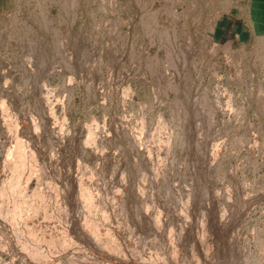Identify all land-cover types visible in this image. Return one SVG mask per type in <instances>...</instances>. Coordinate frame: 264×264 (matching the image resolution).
<instances>
[{"label": "rangeland", "instance_id": "obj_1", "mask_svg": "<svg viewBox=\"0 0 264 264\" xmlns=\"http://www.w3.org/2000/svg\"><path fill=\"white\" fill-rule=\"evenodd\" d=\"M234 1L0 0V264H206L218 250L212 210L247 264H264V6ZM187 121L215 169L202 211L189 167L171 171ZM46 130L59 143L44 157ZM126 138L139 147L133 182L101 172L108 158L123 163ZM58 167L78 181L81 227L110 255L73 233ZM167 177L164 204L156 190ZM130 186L159 227L144 239L111 214Z\"/></svg>", "mask_w": 264, "mask_h": 264}, {"label": "bare ground", "instance_id": "obj_2", "mask_svg": "<svg viewBox=\"0 0 264 264\" xmlns=\"http://www.w3.org/2000/svg\"><path fill=\"white\" fill-rule=\"evenodd\" d=\"M45 55V54H44ZM78 58V57H77ZM83 58V57H82ZM42 61V60H41ZM38 62V61H37ZM40 62V61H39ZM37 64V63H36ZM76 64V63H75ZM38 65V64H37ZM80 65V64H79ZM151 65V64H150ZM40 66V65H39ZM41 67H42V65H41ZM41 67H39V68H41ZM41 71V70H40ZM41 73H42V71H41ZM186 103V102H185ZM182 104V103H181ZM184 104V103H183ZM201 104H202V102H201ZM204 104V103H203ZM203 106V105H202ZM202 106H200V104H199V108H201ZM204 107V106H203ZM202 107V108H203ZM199 108H197V109H199ZM40 110V109H39ZM190 110V109H189ZM192 110V109H191ZM44 110H42V112H43ZM194 111V110H193ZM199 111H200V109H199ZM189 112V111H188ZM187 111L185 112L186 113V116H188L189 115V113H188ZM187 113H188V115H187ZM193 115L194 114H196V113H192ZM198 114H200V113H198ZM203 114V113H202ZM209 114H212V113H210L209 112ZM198 116V115H197ZM195 117H196V115H195ZM188 121H189V119H187ZM193 120V119H192ZM195 120V119H194ZM193 120V121H194ZM188 121H187V123H188ZM206 122H208V121H206ZM189 125L187 126V128H185L186 130H184L186 133L185 134H183L182 135V132L180 133L181 135H178V137L176 138L177 140L175 141V148H173V150H174V152L172 153L171 152V154H174L173 155V158H172V169H171V171H173L174 170V168L176 167H181L182 165L183 166H185L187 169H188V167H189V174H188V178H187V175H185L186 173H182V175H184V177H186L188 180H189V178H190V181L192 180L193 182H194V194H195V210H198V211H202V209H203V206H204V204H205V202H206V200L208 199V196H209V193H210V188H211V186H212V184H213V180H214V171H212V170H209V168H208V166H210V169H213L212 167H211V165L209 164L210 162H212L213 160L211 159V161H208L207 159H206V153L207 152H205V145L203 144V143H201L200 144V142L198 143L197 142V137H196V127H194L195 126V124H193L192 122L190 123H188ZM37 127V126H36ZM46 128V127H45ZM48 128V127H47ZM46 128V129H47ZM47 130H49V129H47ZM47 130H46V132H44V135L42 136V147L44 148L43 149V151H40V152H42V155H44V157H46L47 156V153H48V148H50V147H52V146H54L55 147V145H58V143H59V141L57 140L58 138L56 137H54L53 136V134L54 135H57V134H55L53 131H51V130H49L50 132H53V134H51L49 131L47 132ZM33 131V130H32ZM42 134H43V132H41ZM35 134V133H34ZM38 134H39V132H38ZM35 135H37V133L35 134ZM35 135H34V138H35ZM41 135V134H40ZM40 135H38L37 137H39ZM58 136V135H57ZM32 137H33V135H32ZM41 137V136H40ZM71 137V136H70ZM33 138V139H34ZM32 139V140H33ZM75 139V138H74ZM127 139V138H126ZM130 139H131V135H130ZM132 139H134V137H132ZM131 139V140H132ZM39 140V139H38ZM59 140H62L61 138H59ZM64 140V139H63ZM65 141V140H64ZM69 141V140H68ZM79 141V140H78ZM133 142L134 141H136V139L135 140H132ZM33 142H35V140L33 141ZM40 142V141H39ZM71 142V141H70ZM77 142V141H76ZM136 142H138V141H136ZM36 143V142H35ZM62 143H63V141H62ZM68 143V142H67ZM78 143H80V145L83 143V141H82V143H81V141L80 142H78ZM87 143V142H86ZM64 144V143H63ZM85 144V143H84ZM137 144V143H136ZM136 144H134V143H132L130 140H128L127 139V141L125 142V144H124V146L122 147V145H121V149L123 150V153H121L122 154V157H123V163H121V165H120V163H118V165H120V166H117L116 164H115V166H114V164L112 165V167H111V160L108 158V159H106L105 160V165L103 164V166H102V170H101V172L103 173V175L105 176H107V174H114V175H117V174H121V173H126L127 175H128V177H124V178H129V179H127V180H131V182H133L132 180L134 179V178H136L137 177V175H138V172H139V170H140V167L139 166H137V164H136V160H135V162L133 163L132 162V157H133V153H134V151L136 152V150H135V145ZM37 145V144H36ZM40 145V144H39ZM64 145H66V144H64ZM83 145V144H82ZM174 145V144H173ZM59 146H60V144H59ZM59 146H57V147H59ZM78 147V149H79V145H77ZM137 147L136 148H139L138 147V144L136 145ZM61 147H62V145H61ZM65 147V149L68 151V150H70L71 151V149H74V147H75V143L74 142H71V143H69V144H67L66 146H64ZM63 147V148H64ZM38 148V147H37ZM41 148V147H40ZM115 148V147H114ZM117 148H119V146L117 147ZM119 148V149H120ZM171 148V147H170ZM48 149V150H47ZM78 149H74V150H78ZM47 150V151H46ZM63 150V149H62ZM83 149H82V147H80V151H82ZM116 150V149H115ZM171 150V149H170ZM64 151V150H63ZM79 151V152H80ZM120 151V150H119ZM121 152V151H120ZM135 154V153H134ZM48 155H49V153H48ZM94 156V155H93ZM97 156V155H96ZM207 156H208V154H207ZM37 157V156H36ZM95 157V156H94ZM93 157V158H94ZM135 157V156H134ZM40 158V157H39ZM120 158H121V156H120ZM208 158V157H207ZM98 159V158H97ZM96 159V160H97ZM30 160V159H29ZM96 160H94V159H91V162H95ZM122 160V159H121ZM56 161V160H55ZM28 162V161H27ZM30 162V161H29ZM28 162V163H29ZM36 162V161H35ZM26 163V162H25ZM37 163V162H36ZM56 163V162H55ZM57 163L59 164V161H57ZM96 163V162H95ZM98 163V162H97ZM30 165H31V163H30ZM95 165V164H94ZM97 166H98V164H96ZM33 166V165H32ZM188 166V167H187ZM182 168V167H181ZM34 169V168H33ZM36 169H38V168H36ZM96 169H97V167H96ZM99 169V168H98ZM178 169V168H177ZM186 170V169H185ZM213 170H215V169H213ZM67 171V170H66ZM98 171V170H97ZM187 172V171H186ZM107 173V174H106ZM119 174V175H120ZM55 175L56 176H58L59 178H62V180H66L65 182H67V185H68V187H67V185L65 184V183H63V184H65L66 186V189L65 190H67L66 192H67V194H66V198H67V201H69V203L71 204V213H72V215H71V227L73 228V230H74V232L73 233H75L76 234V236L80 239V240H82L83 242L85 241V243L88 245V244H91L92 246L93 245H95L96 246V244H98L99 245V249H100V251L101 250H104V248L108 245H106V246H103L102 245V247H104V248H102L101 246H100V244L99 243H97V241H92V239L94 238L93 236V238H90V236L92 235L91 233V235L90 234H88L89 233V231H88V233L85 231V225H84V229L81 227V225L83 224H81V223H79V222H81V221H78V219H77V217H76V212H77V210H78V208H81V207H78V206H80V205H82L83 203H80L81 202V200H79L78 198H76L77 196H79V194L77 193L76 194V192H78V191H76L75 189H77V187L75 188V185H76V183H74L75 182V179H76V177H75V179H74V181L71 179V177L69 176V174L67 173V172H65V171H62V170H60L59 169V167L58 168H56V171H55ZM125 175V174H124ZM122 176V175H121ZM74 177V176H73ZM118 177V176H117ZM120 177V176H119ZM78 178V177H77ZM122 178V177H121ZM121 178H119V179H121ZM123 178V180H125ZM80 179V178H79ZM6 180V179H5ZM127 180H125L124 181V183L127 181ZM7 181V180H6ZM5 181V182H6ZM86 181V180H85ZM191 181V183L190 184H192V186H193V182ZM12 182V181H11ZM76 182H78L77 181V179H76ZM86 183H87V181H86ZM127 183V182H126ZM14 184V183H13ZM9 185V184H8ZM19 185V184H18ZM12 186V185H11ZM64 187V188H65ZM13 188V187H12ZM28 188V187H27ZM81 188V187H80ZM90 188V187H89ZM136 187H132V186H130L129 187V189H127V192H128V194L127 195H123L125 198H123V200H121V203H120V200H119V203L118 204H115V201H114V205H117V206H119V212L118 213H116L118 210L116 209V206L115 207H113V209L111 210V211H114V209H116L117 211H114V213H111V214H114V215H118V214H120V215H122L123 217L125 216V218H124V220H126V221H128V223H129V225L127 226V224H126V226L129 228H127L128 230H131L130 228H132V231H134L135 232V234L137 233V235L139 236V237H143L142 239H144L145 237H147L148 235H150L151 233H154V232H157V227L158 226H156V224L154 223V221L156 220H152L151 219V217L150 216H147L146 214H148V213H146V214H144V207H143V203H142V201H143V198H142V196L141 197H138L139 195H137V194H139V193H135V189ZM29 189H30V187H29ZM169 189H170V181H169V177H167L166 179H165V182L164 183H162V185H159V189H157L156 190V196H157V199L159 198V201L160 202H162V203H166L167 201H170V199H168V194H170L169 193ZM19 190V189H18ZM78 190V189H77ZM89 190V189H88ZM193 190V189H192ZM12 191V190H11ZM26 191V190H25ZM61 191V190H60ZM82 191V190H81ZM14 192H15V190H14ZM20 192V191H19ZM29 192V191H28ZM136 192H138L137 190H136ZM190 192H193V191H190ZM7 194V193H6ZM26 194V193H25ZM35 194V193H34ZM59 194V193H58ZM64 194V193H63ZM84 194V193H83ZM189 194H193V193H189ZM13 195V194H12ZM61 195V194H60ZM90 195V194H89ZM9 196V195H8ZM31 196V195H30ZM29 196V197H30ZM82 196V195H81ZM19 197V196H18ZM54 197H55V195H54ZM80 197V196H79ZM86 197V196H85ZM144 197V196H143ZM15 198V197H14ZM62 198V197H61ZM121 198H122V196H121ZM142 198V201L140 200V199ZM154 198H156V197H154ZM27 199V198H26ZM30 199V198H29ZM77 199H78V201H80L79 203H78V201H77ZM82 199H83V197H82ZM144 199H146L147 200V198L145 197ZM148 199H150V198H148ZM152 199V198H151ZM150 199V200H151ZM16 200V199H15ZM19 200V199H18ZM28 200V199H27ZM53 200V199H52ZM93 200V199H92ZM146 200H144V202L146 201ZM2 201V200H1ZM22 201V200H21ZM37 201V200H36ZM54 201V200H53ZM64 201V200H63ZM106 201V200H105ZM104 201V202H105ZM149 200H147V202H148ZM155 200H153V202H154ZM8 202V201H7ZM11 202V201H10ZM17 202V201H16ZM38 202V201H37ZM42 202V201H41ZM58 203H59V201H57ZM77 202V203H76ZM101 202V200L99 201V203ZM113 202V201H112ZM63 203V202H62ZM94 203H96V201L94 202ZM107 203H109V200L107 201ZM12 204V203H11ZM13 204H15V202L13 203ZM31 204V203H30ZM47 204V203H46ZM46 204H45V206H46ZM51 204V203H50ZM52 204H54V202L52 203ZM102 204V203H101ZM100 204V205H101ZM104 204V203H103ZM112 205H113V203H111ZM111 204H110V206H111ZM148 204V203H147ZM6 205V204H5ZM39 205V204H38ZM38 205H36V206H38ZM56 205V204H55ZM87 205V204H86ZM97 205V204H96ZM105 205H107V204H105ZM109 205V204H108ZM12 206V205H11ZM28 206V205H27ZM68 205H66V207H67ZM94 206V205H93ZM9 207V206H8ZM17 207V206H16ZM52 207V206H51ZM56 207V206H55ZM83 207V206H82ZM91 207V206H90ZM107 207V206H106ZM105 207V208H106ZM112 207V206H111ZM111 207H110V209H111ZM42 207H40V209H41ZM46 208V207H45ZM54 208V207H53ZM70 208V207H69ZM85 208V207H84ZM87 208V207H86ZM92 208V207H91ZM101 208V207H100ZM108 208V207H107ZM106 208V209H107ZM1 209V208H0ZM15 209V208H14ZM63 209H64V207H63ZM95 209V208H94ZM146 209V208H145ZM9 210V209H8ZM21 210V209H20ZM82 210V209H81ZM84 210V209H83ZM93 210V209H92ZM108 210H109V208H108ZM216 210V209H215ZM3 211H5V210H3ZM42 211V210H41ZM79 211V210H78ZM87 211V210H86ZM107 211V210H106ZM208 211V210H207ZM206 211V212H207ZM217 211H218V209H217ZM24 212V211H23ZM33 212H34V210H33ZM69 212V211H68ZM67 212V213H68ZM101 212V211H100ZM110 212V211H109ZM39 213H40V210H39ZM45 213H46V211H45ZM66 213V212H65ZM103 213V212H102ZM116 213V214H115ZM4 214V213H3ZM41 215H42V213H40ZM150 214V213H149ZM206 214V213H205ZM24 215V214H23ZM17 216V215H16ZM39 216V215H38ZM100 216V215H99ZM107 216V215H106ZM121 216V217H122ZM151 216H154V215H151ZM220 216V215H219ZM2 217V216H1ZM20 217V216H19ZM104 217V216H103ZM109 217V216H108ZM203 217H204V215H203ZM207 217H208V221L207 222H209V225H208V227L210 226V231L212 232V234H213V236H214V239H215V241L214 242H216L217 243V246H218V250H217V252H215L216 253V255H215V258L214 259H212L213 261H208L206 264H247L248 262H246L247 260L243 257L244 255H242V252L240 253V245L239 244H235V243H233L231 240H230V238H228V228H229V225H228V227H226V224H222L221 223V216H220V218H218L217 217V215H216V213H215V211H208L207 212ZM235 217V216H234ZM3 218V217H2ZM5 218H6V216H5ZM11 218V217H10ZM14 218H16L15 216H14ZM119 218V217H118ZM153 218V217H152ZM66 219V218H65ZM204 219H206V217L204 218ZM95 220V219H94ZM109 220V219H108ZM123 220V219H122ZM231 220H235V218H233V219H231ZM1 221V220H0ZM16 221H17V219H16ZM63 221H65V220H63ZM100 221V220H99ZM103 221V220H102ZM236 221V220H235ZM18 222V221H17ZM24 222V221H23ZM22 222V223H23ZM26 222H27V220H26ZM109 222V221H108ZM116 222H118V220H116ZM116 222H115V224H116ZM121 222V221H120ZM159 222V221H158ZM21 223V222H20ZM25 223V222H24ZM65 223V222H64ZM111 223V222H110ZM109 223V224H110ZM113 223V222H112ZM202 223L204 224V223H206L204 220L202 221ZM224 223V222H223ZM231 223V222H230ZM5 224V223H4ZM7 224V223H6ZM12 224H13V222H12ZM17 224V223H16ZM28 224V223H27ZM68 224H69V222H68ZM84 224H86L85 222H84ZM96 224V223H95ZM100 224V223H99ZM122 224V223H121ZM21 225V224H20ZM94 225V224H93ZM118 225H119V223H118ZM157 225H158V223H157ZM233 225V224H232ZM10 226H12V225H10ZM14 226V225H13ZM102 226H103V224H102ZM112 226V225H111ZM206 226V225H205ZM204 226V227H205ZM26 227V226H25ZM38 227V226H37ZM87 227V226H86ZM89 227V226H88ZM114 227V226H113ZM117 227V226H116ZM119 227V226H118ZM8 228V227H7ZM10 228V227H9ZM39 228V227H38ZM66 228V227H65ZM104 228V227H103ZM106 228H109V227H106ZM159 228V227H158ZM3 229V228H2ZM27 229V228H26ZM36 229V228H35ZM34 229V230H35ZM93 229V228H92ZM97 229V228H96ZM113 229V228H112ZM126 229V230H127ZM228 229V230H227ZM6 230V229H5ZM67 230H69V229H67ZM111 230V229H110ZM14 231V230H13ZM16 231V230H15ZM92 231V230H91ZM106 231V230H105ZM119 231H121V230H119ZM113 232H114V230H113ZM16 233V232H15ZM30 233V232H29ZM100 233H102V232H100ZM118 233V232H117ZM116 233V234H117ZM98 234V233H97ZM122 234H123V232H122ZM18 235H20V234H18ZM23 236V235H22ZM27 236V235H26ZM69 236V235H68ZM100 236V235H99ZM104 236V235H103ZM105 236H106V234H105ZM108 236H109V234H108ZM183 236H184V234H183ZM98 237V236H97ZM107 237V236H106ZM105 237V238H106ZM12 238V237H11ZM53 237H51V239H52ZM179 239H180V236L178 237ZM177 238V239H178ZM14 239V238H13ZM12 239V240H13ZM179 239H178V242H179ZM94 240V239H93ZM95 240H97L96 238H95ZM111 240V239H110ZM28 241V240H27ZM43 241V240H42ZM113 241V240H112ZM230 241V242H229ZM17 242V241H16ZM35 242V241H34ZM77 242V241H76ZM96 242V243H95ZM105 242V241H104ZM168 243H169V241H167ZM167 242H165V244H164V247L166 248V250H167V252H168V246L170 247V244L168 245V243ZM189 242H190V237H189V235H186L183 239H180V242L179 243H181V245L180 246H182V248H183V251L185 252V254L186 255H184V256H186V257H188V255H187V253L190 255L191 253H189V250H190V247H189ZM191 242H192V239H191ZM213 242V241H212ZM22 243V242H21ZM28 243H29V241H28ZM93 243H95V244H93ZM110 243V242H109ZM25 244H27V243H25ZM84 244V243H83ZM85 244V245H86ZM202 244H204V243H202ZM215 244V243H214ZM135 245V244H134ZM91 246V247H92ZM94 246V247H95ZM192 246V245H191ZM84 247V246H83ZM201 247H203L204 249H205V246H203V245H201ZM107 248V247H106ZM182 248H180V249H182ZM203 248H201V250L203 249ZM92 249H94V248H92ZM97 248L95 247V250H96ZM99 249L97 250L98 252H99ZM106 251L108 250V249H105ZM104 250V251H105ZM112 250V249H111ZM170 250V249H169ZM176 250V249H175ZM104 251H103V253H104ZM105 251V252H106ZM124 251V250H123ZM182 251V250H181ZM202 251H204V250H202ZM207 251V249L205 250V252ZM242 251V250H241ZM97 252V254H99ZM108 253H109V250L107 251ZM104 253V254H108V253ZM120 252V251H119ZM133 252V251H132ZM136 252V251H135ZM171 252V251H170ZM175 252V251H174ZM177 252V251H176ZM184 252H182V253H184ZM101 253V252H100ZM113 254H112V256H114V252H112ZM203 253V255L204 256H206L205 254H204V252H202ZM111 254V253H110ZM110 254H108V255H110ZM117 254V253H116ZM123 254V253H122ZM214 254V253H213ZM102 255V254H101ZM108 255H106V256H108ZM119 255V254H118ZM121 255V254H120ZM171 255V254H170ZM174 255V254H173ZM105 256V257H106ZM112 256H110V258H112ZM116 256V255H115ZM114 256V257H115ZM95 257H96V255H95ZM101 257H103V256H101ZM113 257V258H114ZM121 257V256H120ZM120 257H115L114 258V260L117 258V259H119ZM192 257V256H191ZM207 257V256H206ZM214 257V256H213ZM123 258V257H122ZM193 258V257H192ZM192 258H191V260H192ZM195 258V257H194ZM193 258V259H194ZM208 258V260H210L209 259V256L207 257ZM116 259V260H117ZM121 259V258H120ZM119 259V260H120ZM206 259V258H205ZM247 259H248V257H247ZM106 260V259H105ZM109 260V259H108ZM112 260V259H111ZM114 260H112V261H114ZM121 260H123L124 261V259H121ZM120 260V261H121ZM207 260V259H206ZM103 261V260H102ZM119 262V261H118ZM192 262V261H191ZM194 262V261H193ZM113 263V262H112Z\"/></svg>", "mask_w": 264, "mask_h": 264}, {"label": "crops", "instance_id": "obj_3", "mask_svg": "<svg viewBox=\"0 0 264 264\" xmlns=\"http://www.w3.org/2000/svg\"><path fill=\"white\" fill-rule=\"evenodd\" d=\"M233 6H259L257 10L259 12L260 6H264V0H235Z\"/></svg>", "mask_w": 264, "mask_h": 264}]
</instances>
